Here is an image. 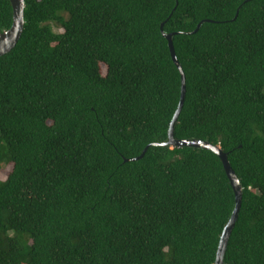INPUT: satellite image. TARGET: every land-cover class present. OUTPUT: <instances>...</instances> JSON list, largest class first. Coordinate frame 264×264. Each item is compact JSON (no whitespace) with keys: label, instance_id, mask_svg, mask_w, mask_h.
<instances>
[{"label":"trees","instance_id":"16d2710c","mask_svg":"<svg viewBox=\"0 0 264 264\" xmlns=\"http://www.w3.org/2000/svg\"><path fill=\"white\" fill-rule=\"evenodd\" d=\"M23 20L0 57V264H215L234 193L212 152L161 146L181 83L162 32L174 140L220 148L241 187L223 264H264V0H24Z\"/></svg>","mask_w":264,"mask_h":264},{"label":"water","instance_id":"95a60500","mask_svg":"<svg viewBox=\"0 0 264 264\" xmlns=\"http://www.w3.org/2000/svg\"><path fill=\"white\" fill-rule=\"evenodd\" d=\"M9 3L11 5L12 9V24L10 28L2 33H0V57L6 55L9 53L14 46L16 45L17 41L19 40L22 31H23V26H24V20H23V11H24V0H9ZM162 28V26H161ZM199 28V25L197 26V29ZM196 29V30H197ZM196 32V31H195ZM163 37L167 40V45L170 53V57L172 62L174 63L179 75H180V97H179V102L177 109L174 113V116L170 122L169 128H168V141L161 146H170V147H191V148H198V149H204L207 151L212 152L215 154L219 160L221 161L223 170L225 172V175L230 183V186L233 190L234 193V209L231 213V216L225 225L217 247L216 251V259H215V264H223V256L224 252L226 249V245L228 242V238L231 234V231L234 227L235 221L237 220L238 217V212L241 206V187L239 184V181L237 177L235 176L234 172L232 171L226 154L222 153L220 148L216 146H212L207 142H202V141H196V140H184V141H175L173 138V130H174V125L177 121V118L179 116V113L181 111L183 101H184V95H185V80H184V74L183 71L176 60L173 46H172V40H171V35L164 34L162 32ZM148 149V146L145 147V149L142 151L141 155L136 158V159H130V160H124L125 162L127 161H134L137 159H140L143 157L144 153Z\"/></svg>","mask_w":264,"mask_h":264},{"label":"rangeland","instance_id":"374dc122","mask_svg":"<svg viewBox=\"0 0 264 264\" xmlns=\"http://www.w3.org/2000/svg\"><path fill=\"white\" fill-rule=\"evenodd\" d=\"M102 71H104V67H102ZM11 167L7 166L0 172V181L4 180L7 174L10 172Z\"/></svg>","mask_w":264,"mask_h":264}]
</instances>
